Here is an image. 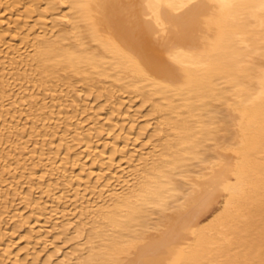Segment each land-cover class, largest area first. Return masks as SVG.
<instances>
[{
    "label": "bare ground",
    "instance_id": "bare-ground-1",
    "mask_svg": "<svg viewBox=\"0 0 264 264\" xmlns=\"http://www.w3.org/2000/svg\"><path fill=\"white\" fill-rule=\"evenodd\" d=\"M8 11V25L22 21L0 16V115L16 119L0 149L32 142L18 119L68 124L0 163V182L24 171L50 181L19 205L6 198L22 175L0 191V215L32 224L0 221V241L19 228L30 242L20 259L9 240L0 264H264V0H0ZM9 33L21 40L13 53ZM43 217L66 220L42 230ZM58 240L72 250L54 262L58 251L39 249Z\"/></svg>",
    "mask_w": 264,
    "mask_h": 264
},
{
    "label": "rangeland",
    "instance_id": "rangeland-1",
    "mask_svg": "<svg viewBox=\"0 0 264 264\" xmlns=\"http://www.w3.org/2000/svg\"><path fill=\"white\" fill-rule=\"evenodd\" d=\"M24 10H22V12H23ZM9 14H11L10 13V11H8V12H5V13H2L0 16H3L4 17V20H5V18H6V20H7V17H10L9 19H11V16H8ZM16 15H14V20H16V21H22V19L20 20V18L17 16V15H21L20 14V12H16L15 13ZM15 16H17V18L15 19ZM36 17V18H35ZM13 18H12V20H11V24H9L8 25V23H6V20H5V23H3V26L4 27H6V28H13L14 27V25L12 26V24L14 23V22H12V21H14L13 20ZM19 18V20H17ZM38 18V15L36 16V15H34L31 19L32 20H28V18H26V23H28V22H30L29 23V25L27 26V27H31L30 29H32L33 27H36L37 26V22L35 21L36 19ZM34 20V21H33ZM24 21V20H23ZM33 21V22H32ZM24 23V22H23ZM25 24V23H24ZM8 25V26H7ZM11 25V26H10ZM22 26H23V24H22ZM26 26H25V28H24V30L23 31H25L27 28H26ZM35 30H37V28H35ZM35 30H33V31H35ZM29 31V30H28ZM27 31V32H28ZM32 31V32H33ZM40 32V31H39ZM8 38H9V41H8V43H10L9 45H6L7 47H5L6 49H12L13 47H14V45H16L17 47H20V43H21V40H20V38H18V37H16V36H13V34L12 33H9V35H8ZM23 46V45H22ZM24 48L23 49H26V47L25 46H23ZM15 51V49H12L11 51H9V52H11V53H13ZM24 93V92H23ZM126 96H128V95H126ZM125 96V97H126ZM92 99V98H91ZM129 98L128 97H126V99L125 100H128ZM136 101V100H135ZM126 102V101H125ZM138 102V103H137ZM137 102H135V104L133 103V105H134V108H135V110H134V108L131 110V112H133L132 114H136V116L138 117V115H137V113L139 114V112H138V110H139V105L138 104H140V99H138V101ZM137 105H138V107H137ZM102 107V106H101ZM28 108V107H27ZM137 108H138V110H137ZM105 110L106 111H108L109 109H107V107H105ZM137 110V111H136ZM142 111V113H143V115H144V113H147V110H148V108H144V109H141ZM106 111H103L102 113H101V117H100V119H103L105 116H106ZM134 111H136L137 113H135ZM105 112V113H104ZM4 113V112H3ZM47 116H49L48 114H46ZM1 116V115H0ZM104 116V117H103ZM145 118V117H144ZM11 119V120H10ZM8 120H10L11 122L12 121H15L16 119H13L12 118V116H11V114H2V116L0 117V128L2 127V126H4V124H6L7 123V121ZM94 121V119H93V117H92V119L90 120L91 122H93ZM52 121V120H51ZM49 119H47V121H44V122H40V123H32V122H30L28 119H26V118H21V119H18L17 120V122H18V125L20 126V129H25V130H32V128L34 129V130H32L33 131V133L35 134H29V136H32V137H30V140L32 141L30 144H26V143H24L22 146H20L19 148H16V149H13L12 147H11V145H12V143H10L9 144V146L7 145V146H5V148H3V149H5L4 151L2 150V149H0V163H3L4 162V158H7V156L9 155L8 154V152L9 153H12V157H11V160H10V163L11 164H14V162H15V159H14V156L15 155H17V153H20L21 151H32V150H35V147H36V143H38V142H41V138L39 137V135H40V132L42 133L45 129H49L50 131L51 130H55V129H57V130H59V131H65L66 130V128H67V122H59V123H57V122H51ZM66 121V120H65ZM89 121V122H90ZM139 122H144V121H146L145 123H148V124H150L151 125V127H150V130H152L151 132H154L159 126L157 125V124H159V119L157 118V117H153V118H145V119H139L138 120ZM90 122V123H91ZM102 122H104L103 120H102ZM106 123V122H105ZM87 124H88V122H87ZM93 125H95L94 123H91V124H88L87 126H86V124H84L83 126H85V127H88V128H85V127H83V128H85L86 130L87 129H91V128H94L93 127ZM91 127V128H90ZM161 127V126H160ZM12 136H14L12 139H10V140H13L15 137H17L18 135L17 134H14V135H12ZM19 137H21V138H24L25 137V135H24V133L23 134H21V136H19ZM62 138H63V135L62 136H57L56 137V140H54V141H52V142H48L47 143V146H46V149H48V152H50L51 154H55V153H57L58 151H59V148H58V146H59V144H60V141L62 140ZM105 138H111L110 136H107V137H105ZM132 138H134V136H132ZM159 139V138H158ZM157 139V140H158ZM27 139H25V141H26ZM134 141L135 140H133V141H130V144H131V146L128 148L129 150H133V149H139L141 152L143 151L142 149V145H143V143H142V141H140L139 140V142L137 141V142H135L134 143ZM145 141H147V139L145 140ZM109 142H111V141H109ZM108 142V143H109ZM0 143H1V141H0ZM43 143V142H42ZM50 143V144H49ZM80 146H82L81 144H80ZM79 146V147H80ZM132 147V148H131ZM134 147H136V148H134ZM138 147V148H137ZM6 148H7V150H6ZM66 148V147H65ZM146 149H147V151H145L146 153H150V152H152L153 151V149H151V146H148V147H145ZM127 149V150H128ZM86 150V148L83 150V151H85ZM149 150V151H148ZM37 152H36V154H35V156L37 157V156H39L40 155V152H39V150H36ZM138 151V150H137ZM82 152V151H81ZM143 153V154H146V153ZM125 157H128V156H125ZM127 160L128 159H126L124 162L125 163H127ZM35 163L36 162H30V163H27V164H24V166H23V168L25 169V168H27V167H30V168H32L34 165H35ZM129 166V164H124V167H125V169H123V170H126L127 169V167ZM0 168H2V165L0 164ZM59 167L57 166V164H53L52 165V167H50V171H54V170H57ZM0 172H2V171H0ZM56 172V171H55ZM20 173V172H19ZM17 174V173H6L5 175H4V177H3V179H2V181L0 182V191H5L6 190V188H7V186L13 181V180H15V178H17V177H19V175L21 176H23V182H24V185L25 184H27V185H23L24 187H22V189H21V191H20V193L21 192H23V193H17V195L16 194H8V197L6 198L7 199V201H13L14 199H20L19 200V202H16V203H13L12 205H19L21 202H23L22 200H21V197H24V196H28V198L30 197V196H32V197H34V198H36V197H40V194H38V192H39V190L41 189V188H46V185L48 186L49 184H50V181H48V179H47V182L44 184V182H40L39 183V181H37L36 179H37V177H36V179H35V177L33 178L31 175H28V173H27V171H24L22 174ZM124 174H127V172L126 173H123L122 174V176L124 175ZM49 176V175H48ZM49 179H51V178H49ZM94 181L95 180V178L93 177V178H91V181ZM40 184H38L37 182ZM34 183V185L32 184V185H30V183ZM77 182H79V181H77L76 180V183ZM95 182V181H94ZM2 183H4V184H2ZM42 183V184H41ZM74 183H75V181L73 182V185H74ZM37 184V185H36ZM36 185V186H35ZM30 186H34V188H35V190H34V188H33V190H32V192H31V190H29V189H27V188H29ZM31 188V187H30ZM38 188H40V189H38ZM38 191V192H37ZM76 192H72V193H70L69 192V194H75ZM31 194V195H30ZM30 195V196H29ZM39 195V196H38ZM32 197H30V198H32ZM94 198V197H93ZM91 199H92V197H91ZM71 200V199H70ZM4 201L5 200H3V202H2V200L0 201V211L2 212L3 210L5 211L6 209L4 208L5 207V203H4ZM7 201H5V202H7ZM73 201V200H72ZM73 203H77V200H74V202ZM226 202L224 201L223 202V204H222V207L224 208L225 206H226V204H225ZM80 204H82V202L80 203ZM79 205V204H78ZM23 206H18V208L20 209L19 211H21V212H23V214L24 215H29V217H30V215L33 213V211H36L35 209L36 208H30L29 207V210L28 209H25V208H22ZM72 208V207H71ZM77 208V207H76ZM75 208V209H76ZM10 211H11V213L9 212V213H7V214H5L4 216H2V215H0V221L2 220L3 221V223L1 224V225H4L5 227L6 226H9L8 228L10 229L11 227H19L20 225L22 226L23 224H22V222H21V220L20 219H16V218H14V220L13 219H11V216H12V214L14 215V210H13V208H11L10 209ZM1 212H0V214H1ZM41 212V211H40ZM31 213V214H30ZM42 214H43V212H41ZM78 215H79V213L78 212H76ZM73 214V213H72ZM71 214V215H72ZM74 214H75V212H74ZM73 214V215H74ZM222 214V215H221ZM7 215V216H6ZM77 215V216H78ZM219 215H221V217L224 215V213H220ZM75 216H76V214H75ZM2 217H4V219L2 218ZM10 219V220H9ZM43 219L45 220L46 219V217H43ZM27 220V219H26ZM44 220L41 222V223H34V224H38V225H36V226H39L40 228H42V230H45V229H43V226H48V227H51L53 224H54V222H55V224H62V223H64L63 221H65V220H62V218H60V219H57V220H54V221H51L50 223L51 224H47L46 223V220H45V222H44ZM10 221V222H9ZM62 221V222H61ZM19 222L21 223V224H19ZM26 223V225H23V226H25L24 228H23V231H21V229H20V231H21V233H25V231H26V229L28 228V229H31V225L32 224H28L29 222H25ZM53 223V224H52ZM8 224V225H7ZM11 224V225H10ZM41 224H42V227H41ZM45 224H47V225H45ZM54 224V225H55ZM27 227V228H26ZM7 228V229H8ZM26 228V229H25ZM46 228V227H45ZM8 229V230H9ZM19 229V228H18ZM18 229H16L15 230V232H10V230L8 231L9 232V236H7L6 238H3V239H6L5 241H3L2 242V240L3 239H1V244H0V249H3L4 247H5V243H7V242H9V240L10 241H12V240H15L16 241V245H15V248H14V250L16 251V253H18V250L20 251V249L21 248H19V247H24L25 245H28V243H30V242H28L29 240L28 239H24V240H22L21 238H20V231L18 230ZM39 230H41V229H39ZM1 231V230H0ZM6 231V230H5ZM18 231H19V233H18ZM19 234V235H18ZM0 236H1V232H0ZM42 240H43V242H45L46 240L43 238V239H41V240H39L40 241V243H42ZM32 242V241H31ZM58 242H59V240H58ZM56 243V241H55V243H54V241H52V242H50L49 243V245H46V247L45 246H43V245H41V247H40V249L39 250H43L44 251V253H45V251H46V254L49 252V250L50 251H53V252H57L58 251V255L57 256H55L54 257V262H56V261H58V260H60V259H62L65 255H66V253H68V252H70V250H72L70 247H67V246H65L66 244H64V243H62L61 241L59 242V243ZM18 243V244H17ZM85 243V242H84ZM59 245V247L60 248H62V251L61 250H59L58 249V246L56 247V246H54V245ZM52 246H53V248H52ZM38 248H39V246H38ZM45 248V249H44ZM47 248V249H46ZM17 249V250H16ZM56 249H58V250H56ZM56 250V251H55ZM72 252V251H71ZM20 259H21V257L22 258H25L26 256H27V252H26V250H25V252L23 251V252H21L20 251ZM24 256V257H23ZM10 262V261H9ZM12 262V261H11ZM17 264H20V263H17Z\"/></svg>",
    "mask_w": 264,
    "mask_h": 264
}]
</instances>
